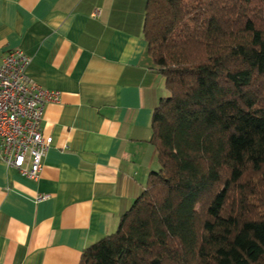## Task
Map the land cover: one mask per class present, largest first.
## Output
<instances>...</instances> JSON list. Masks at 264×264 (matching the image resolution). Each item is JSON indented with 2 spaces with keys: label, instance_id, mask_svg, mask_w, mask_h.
Returning <instances> with one entry per match:
<instances>
[{
  "label": "trees",
  "instance_id": "obj_1",
  "mask_svg": "<svg viewBox=\"0 0 264 264\" xmlns=\"http://www.w3.org/2000/svg\"><path fill=\"white\" fill-rule=\"evenodd\" d=\"M158 167L80 264H264V0H148Z\"/></svg>",
  "mask_w": 264,
  "mask_h": 264
},
{
  "label": "crops",
  "instance_id": "obj_2",
  "mask_svg": "<svg viewBox=\"0 0 264 264\" xmlns=\"http://www.w3.org/2000/svg\"><path fill=\"white\" fill-rule=\"evenodd\" d=\"M147 2L0 0V63L20 49L29 78L58 92L39 178L0 157V264H80L158 167L152 114L169 90L143 32Z\"/></svg>",
  "mask_w": 264,
  "mask_h": 264
},
{
  "label": "built area",
  "instance_id": "obj_3",
  "mask_svg": "<svg viewBox=\"0 0 264 264\" xmlns=\"http://www.w3.org/2000/svg\"><path fill=\"white\" fill-rule=\"evenodd\" d=\"M29 63L20 49L9 50L0 63V157L37 180L53 142L52 136L43 135L41 122L47 103L57 100L58 92L32 81L26 71Z\"/></svg>",
  "mask_w": 264,
  "mask_h": 264
},
{
  "label": "rangeland",
  "instance_id": "obj_4",
  "mask_svg": "<svg viewBox=\"0 0 264 264\" xmlns=\"http://www.w3.org/2000/svg\"><path fill=\"white\" fill-rule=\"evenodd\" d=\"M157 168V167H156Z\"/></svg>",
  "mask_w": 264,
  "mask_h": 264
}]
</instances>
